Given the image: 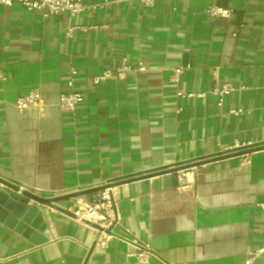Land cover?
Masks as SVG:
<instances>
[{"label":"crops","instance_id":"1","mask_svg":"<svg viewBox=\"0 0 264 264\" xmlns=\"http://www.w3.org/2000/svg\"><path fill=\"white\" fill-rule=\"evenodd\" d=\"M122 58L147 72L94 85ZM70 80L84 95L75 114L58 106ZM224 83L237 90L219 107L210 90ZM35 88L44 106L18 111ZM247 148H256L248 165L230 157L118 186L107 248L96 224L19 195L42 211L49 241L0 221V264H141L129 256L137 246L155 254L149 264H245L264 242V0H109L74 18L0 6V176L22 190L54 198Z\"/></svg>","mask_w":264,"mask_h":264},{"label":"built area","instance_id":"2","mask_svg":"<svg viewBox=\"0 0 264 264\" xmlns=\"http://www.w3.org/2000/svg\"><path fill=\"white\" fill-rule=\"evenodd\" d=\"M159 0H139L146 7H153ZM15 3L22 6L28 11L40 12L43 18L52 16L69 14L72 18L80 14H94L97 11L103 10L109 3V0H104L100 3L86 4L83 0H0V6L11 7ZM207 14L217 18L230 19L232 10L210 6L207 8ZM75 29H83L82 27L70 28L71 34ZM185 68H174L170 75V82L178 84L184 73ZM131 72H147V66L143 61L137 60L136 66L132 65L128 58H122L116 68L106 70L102 75L94 77L93 83L98 86L108 80L124 81ZM69 90L60 95L58 106L69 114H75L78 106L84 101V95L75 91L72 80L68 82ZM237 88L230 84L224 83L221 86L214 84L210 90V94L219 97V107L224 104V98L235 92ZM206 93L186 94L178 91L177 96L181 98H202ZM44 106L43 98L40 89H32L26 96L20 97L16 101V108L23 112L29 108H39ZM233 115H238L241 110L230 112ZM239 147V146H238ZM238 147L236 149H238ZM233 152V151H232ZM243 164H250L248 154L242 155ZM114 182H104L99 185L83 188L81 190L104 187L102 190L88 194L76 200L72 207L68 210L75 215L74 220L83 223L85 221L96 224L99 229L100 237L98 245L101 248H107L109 242L115 238L114 228L119 224L120 214L117 209L116 197L118 195V186L113 185ZM80 190V191H81ZM258 207L264 210V200L257 204ZM129 256L138 260L141 264H149L155 254L148 248L137 246L136 251L129 253ZM264 256V242L253 251H249L246 255L245 264H254L258 258Z\"/></svg>","mask_w":264,"mask_h":264},{"label":"water","instance_id":"3","mask_svg":"<svg viewBox=\"0 0 264 264\" xmlns=\"http://www.w3.org/2000/svg\"><path fill=\"white\" fill-rule=\"evenodd\" d=\"M261 149V148H259ZM256 150V148H247L238 151L229 152L226 154L218 155L213 158H208L204 160H198L195 162H190L188 164L173 166L165 170H160L154 174H144L143 176H134L130 178H124L113 185L120 186L135 179L149 178L156 175L167 174V173H177L179 171L190 169L192 167H198L210 162L223 160L230 157H240L245 154H249ZM0 221L5 223L10 228H15L17 232L23 233L26 237H30L37 245L46 243L49 241L47 234V225L42 211L37 205L47 206L51 209L57 210L63 214H66L72 218L75 217L73 213L57 205V203L62 201H69L72 199L80 198L82 196L97 192L102 190L104 187H97L93 189L82 190L79 192L67 193L62 196L54 198H43L38 196L32 190L25 189L22 190L21 187L3 177L0 176ZM21 195L24 199L31 200L35 205L29 206L27 202L19 199ZM45 237V240L39 242L37 240L38 236ZM43 239V238H42Z\"/></svg>","mask_w":264,"mask_h":264}]
</instances>
